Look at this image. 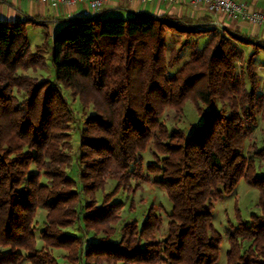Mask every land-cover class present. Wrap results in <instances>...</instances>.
<instances>
[{"label": "trees", "instance_id": "trees-1", "mask_svg": "<svg viewBox=\"0 0 264 264\" xmlns=\"http://www.w3.org/2000/svg\"><path fill=\"white\" fill-rule=\"evenodd\" d=\"M33 24L0 22V246L8 248L0 264H60L57 249L66 251L67 264H217L223 237L228 264H264V174H257L264 145L245 146L264 125L255 65L264 43L184 18L131 12L73 18L33 50ZM167 32L185 38L168 56ZM187 48L188 60L170 74ZM48 58L53 78L26 74L47 68ZM64 93L78 101L82 122ZM188 102L201 124L189 134L168 129L165 110L179 121ZM149 146L146 175L140 154ZM109 179L116 185L105 193ZM241 181L259 191L260 215L237 217L222 235L213 224L215 205ZM142 182L171 203L164 236L153 207L141 223L115 229L123 203L114 197L135 193ZM38 208L46 212L40 248Z\"/></svg>", "mask_w": 264, "mask_h": 264}, {"label": "rangeland", "instance_id": "rangeland-1", "mask_svg": "<svg viewBox=\"0 0 264 264\" xmlns=\"http://www.w3.org/2000/svg\"><path fill=\"white\" fill-rule=\"evenodd\" d=\"M243 3V2H242ZM245 4V3H244ZM246 5V4H245ZM145 7V11H149L151 4H143ZM129 14H126L125 12H117L113 13L110 16L114 17H120V18H126ZM27 35L29 38V44L31 48L34 50L35 45L38 44V38L42 35V32H39L38 34L34 35L32 32V29L29 28L27 30ZM44 35L42 36V39ZM166 41H167V50L166 55H169V51L172 48H179L181 44L184 42L185 38L183 36H177L172 35L169 32L166 33ZM202 45L206 39L205 37L199 38ZM49 53V52H48ZM46 53L45 55H48ZM248 52H245L247 55ZM250 53V51H249ZM190 55V50L187 48L183 50L180 54V61L175 65L173 69H170V74L173 73L184 61L188 60ZM255 64L262 66V68L256 67L257 74L259 75L260 79V89L259 94L264 95V52L262 51L260 55H258L255 59ZM26 74L35 77L37 80H40L46 76H52L54 75L53 70L50 68V59H47V68L43 70L38 71H32L29 70L26 72ZM65 96L68 99V102L73 109L76 117L77 122H82L84 119V113L79 105L77 100H71L70 96L67 95V93H64ZM174 112L171 109H166L161 117V121L167 126L168 129L173 128H180L183 129L187 134L190 133L193 127L200 125L202 120L201 118L196 114L194 106L188 102L184 106L183 115L180 117L179 121H175L173 119ZM81 125V124H79ZM72 127L74 128V131L72 134V143L74 146H77L78 142V134L77 129L78 125L72 124ZM255 143L258 147H261L264 145V125L259 123L256 127L253 128V135L251 139H249L245 146L247 147L249 144ZM150 145V144H149ZM152 148L149 146V148L140 154V157L142 159V166L144 173L147 175L146 172V166L153 162L152 157ZM256 164H259L260 162L258 160H255ZM32 172L35 171L34 167L31 168ZM76 169L69 171L70 176H74ZM257 174H264V162L262 163V168L257 170ZM152 180V178L150 177ZM41 183H46V180L44 178H41ZM116 185V182L112 179L107 180L105 184V193H109ZM259 196V191H257L254 188L249 187L244 181H241L239 185L237 186L236 190L229 196L226 197L224 200L217 202L215 205V210L213 212V224L217 231H219L222 235L224 233L225 226L228 222L236 223L237 217H240L245 222H250V216L254 213L260 215V211L256 207L257 199ZM98 201L100 203L102 193H97ZM113 201H120L123 203V208L119 212L120 215V222L115 226L116 231L122 227V225L128 221L136 220L138 223H141L143 219L145 218L147 211L149 208H154V211L161 217L162 219V227L160 230V236H164L166 233V224L168 222V219L166 217L167 214L171 211V203L169 202L166 194L164 191L153 185L152 183H140L139 189L133 193V194H127L124 192H119L113 199ZM158 206L162 207V211H158ZM46 212L38 208L36 217L34 221L37 224L36 228V240H37V247L40 248L41 241L39 239L38 233L41 229V223L44 221ZM68 233H75L76 227H72L66 230ZM117 238V237H116ZM246 247V244L245 246ZM229 244L226 241L225 237H223V241L221 243L220 247V253H219V260L217 264H228L227 263V256L226 253L228 251ZM8 251L7 247L0 246V253H5ZM54 256L57 258L60 264H67L66 261L63 259V256L66 254V251L64 250H53L52 252ZM21 264H29L26 261H23Z\"/></svg>", "mask_w": 264, "mask_h": 264}, {"label": "crops", "instance_id": "crops-1", "mask_svg": "<svg viewBox=\"0 0 264 264\" xmlns=\"http://www.w3.org/2000/svg\"><path fill=\"white\" fill-rule=\"evenodd\" d=\"M245 3L250 10L264 12V0H237ZM149 11H145L143 4L138 2L123 3L115 0L99 12L92 13L85 6H63V5H42L40 3L28 0H0V22H17L26 19L32 20L33 25H29L34 35L42 32L38 38V44L43 42L42 36L48 35L50 39L63 26V24L73 18H89L96 14L103 13L104 16L112 15L117 12H125L126 14L146 13L154 16H172L176 18H184L190 21L205 23L211 25L217 30L224 32H235L255 38L257 42L264 43V27H256L242 21H231L223 15H210L204 7L192 8L189 5L179 2L175 4H151ZM207 39V36H202ZM44 38V37H43ZM245 52L251 51L250 47H243ZM262 51L258 53L260 55ZM264 52V51H263ZM257 55V56H258ZM256 67L262 68L255 64Z\"/></svg>", "mask_w": 264, "mask_h": 264}, {"label": "built area", "instance_id": "built-area-1", "mask_svg": "<svg viewBox=\"0 0 264 264\" xmlns=\"http://www.w3.org/2000/svg\"><path fill=\"white\" fill-rule=\"evenodd\" d=\"M42 5L85 6L92 13L99 12L115 0H28ZM123 3L175 4L183 2L192 8L204 7L213 16L223 15L231 21H242L256 27H264V12L250 10L237 0H120Z\"/></svg>", "mask_w": 264, "mask_h": 264}]
</instances>
